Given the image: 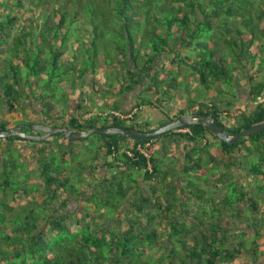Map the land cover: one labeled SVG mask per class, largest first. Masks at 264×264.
Instances as JSON below:
<instances>
[{"label":"trees","instance_id":"obj_1","mask_svg":"<svg viewBox=\"0 0 264 264\" xmlns=\"http://www.w3.org/2000/svg\"><path fill=\"white\" fill-rule=\"evenodd\" d=\"M261 74L264 0H0V130L34 125L26 107L33 98L49 110L39 114L54 126L73 130L152 131L200 113L235 136L264 123ZM241 75L250 80L252 110H234L219 99L225 86L238 89ZM88 77L97 101V93H108L106 80L113 83L118 98L112 111L128 118L112 115L100 123L92 107L72 101H64L71 109L63 117L52 95L43 93L54 95L63 82L84 89ZM188 77L217 98L187 105L182 90ZM56 81L61 84L53 87ZM130 95L136 105L126 111ZM145 110L161 112L158 126L141 120ZM20 111L29 122L5 117ZM182 130L147 140L96 135L100 148L90 150L92 162L76 179L51 171L52 160L39 166L40 180L23 176L28 155L43 162L46 149H35L50 139L0 138V264H246L240 260L246 255L258 262L264 131L229 146L201 124ZM59 138L68 144L65 152L90 142ZM184 142V165L170 173L163 162L167 148L173 155ZM89 147L78 145L83 152ZM12 148L21 152L22 165ZM172 161L169 168L178 162ZM103 168L115 171L100 180L105 187L97 194L86 176L96 178Z\"/></svg>","mask_w":264,"mask_h":264},{"label":"rangeland","instance_id":"obj_2","mask_svg":"<svg viewBox=\"0 0 264 264\" xmlns=\"http://www.w3.org/2000/svg\"><path fill=\"white\" fill-rule=\"evenodd\" d=\"M100 45V44H98ZM102 46V45H101ZM102 77V76H100ZM112 78H115L114 76H112ZM91 77H88L87 79V85L85 86V88L83 89L81 86H76V87H71V85L69 83H65L63 82L62 84L59 82V81H56L55 84L53 85V87L56 85V84H61L62 85V88L61 90L57 91L54 95L52 93H50L48 90L44 91L43 87L37 89V94L40 93L39 91H44L43 93H45L46 95H52L51 96V100H52V107H56L59 111V114L63 117H66V113L68 112V109H71L70 107H68L64 101H72V102H76L78 104L80 103H83L85 104L88 108L89 107H92V108H89V109H92V115L96 117V119L100 122V123H106L108 120L111 121V119H108L110 118L111 116L108 115V116H104V113H100V112H106L108 114H110V112H108V110H112L113 107H114V104L115 102L117 101V96L115 95V90L110 86L112 85L113 83L111 81H107V85H103V88L108 92V93H105V94H98L97 93V96H96V99H98V101L100 102V104H102V108L103 109H100L99 106H98V101L95 100V98H92L94 97L96 94H95V90H94V87L92 88V84H91ZM260 79V82H263L264 83V74H261L260 75V78H258L257 80ZM246 79H241V82L239 81L240 85L237 86V88H235V86L231 89V88H228L227 86L224 87V90H225V93H223L221 96H219V99H222L224 101V104L227 105L228 103H231L232 104V109L234 110H237L239 108L242 107L243 103H241V98L238 96L239 94V91L243 94H247L248 93V83L247 81H245ZM236 82V79L234 81V83ZM185 83V86H184V90H182L183 94H184V99L186 100L185 103H187V105L189 104H193L191 101L192 100H197V101H204V100H208L210 98H213V97H216L217 98V93L215 90H213L212 92H210V90H208L205 86L203 85H198L192 77H188L187 81L184 82ZM97 86H100L98 85V80H97ZM246 86V89L244 88ZM47 89V88H45ZM110 89V90H109ZM191 89V90H190ZM109 90V91H108ZM190 90L191 91V94H188L187 91ZM47 92V93H46ZM204 95H207L204 97ZM198 96H200V98H198ZM84 97V98H83ZM83 99L85 102H83ZM206 100V101H207ZM249 100V98H248ZM108 102V105H104L105 103ZM176 105H178L179 103H181L180 100L175 101L174 102ZM246 103H250L249 101L246 102ZM96 105L98 106L97 108ZM163 105L165 106V104L163 103ZM198 105V104H197ZM84 106V105H83ZM172 105H167V107H170ZM27 110H29L27 113L31 116L32 119H35L36 118V115L40 113L41 110H43V106L39 105V102L38 101H34L33 98H31V101L27 103ZM73 108V106H71ZM160 107V106H159ZM86 108H83L81 111H85ZM163 109V107L161 108ZM167 110V109H166ZM99 113V114H98ZM177 111H173L172 114H176ZM154 116L157 118H160V115L159 114H154ZM152 116V114L149 113V111L145 110L143 112H141V120H146V122H149L151 124L152 127H156L158 126V123L159 121L154 119L155 117ZM8 121L12 124H16V119H21V121H26V122H29L28 119H24V114H23V111H20V115L17 116V114L15 115H6L5 116ZM108 121V122H109ZM230 124V123H228ZM50 141L52 143H50V146H52L50 149H46V150H41L43 151L42 154L44 156H42V160L43 162H38L37 159H39V157H36L37 159L31 157V155H28L29 157L27 158L28 162L26 163L27 165H25V167L23 166L22 168V173H23V176H26L28 177V175H31L32 177H34L35 179H38L40 180L39 178V166L43 165L52 160L54 162L53 164V168L51 169V171L55 172V173H59V172H67V174H69V176L72 178V179H76L77 178V175H79L80 171L82 170V167L85 165V163H88L90 164L92 162V154L90 152V150H92L93 152H96V150H98V148H100V144H101V139L98 137V136H93L90 138V142L88 141H85V142H79L77 144H75L74 148L75 150L74 151H69V152H65L66 151V145L67 142L65 143L62 138H59V136H56V139H53V138H49ZM87 140V139H86ZM44 141V140H43ZM82 141V140H81ZM169 142L168 141H165L163 143H158L154 148V153H158L161 148L163 147L164 144H168ZM90 145L89 147V150L87 152H83L81 149L78 148V145ZM63 147L62 150H58L59 147ZM74 145V144H73ZM185 142L182 143L175 151H174V154H170V147L167 148V156L164 157L163 159V162H166L168 165H167V170L170 171V173H174V170L178 167L181 169V165H184V159H185V155H186V151H185ZM92 147V149H91ZM13 149V154L14 156H16L18 162L20 165L23 164V160L20 158V154L21 152L18 150V149H15V148H12ZM40 151V152H41ZM210 152H212V154H216V149L215 148H211L209 150ZM27 154L29 152H26ZM67 153V154H66ZM100 156L103 157V152H100ZM46 155V156H45ZM178 160L177 163H175L176 166H171L170 168L168 166H170L171 164H173L174 162L172 160ZM26 160V161H27ZM206 163V161H205ZM98 174L97 175H101L104 174L105 172L109 175V176H112L114 175V171L113 169H108L107 170L105 168L103 169H98ZM86 180H88V184L92 185L93 187H96L97 188V194H99L100 192H102V190L104 189L103 186L101 185H104V181H100L104 178H101V177H96V178H88V176H86ZM175 179V178H174ZM39 182V181H38ZM74 182V181H73ZM106 186H110V184L106 185ZM244 186H247V185H244ZM248 187V186H247ZM246 187V188H247ZM82 190H86L85 188H81ZM147 191L145 193L148 192V187L146 189ZM263 197V194L260 195L259 198H262ZM102 197V196H101ZM133 197V195H132ZM27 201H23V203L21 205H25ZM127 203H124V206H126ZM79 207V206H78ZM71 209H76L77 208V205L74 203H72V206L70 207ZM111 213V212H110ZM258 219H259V225L261 226V228L263 229L264 228V203H262V209H261V213L259 214L258 216ZM253 240H256V238H253V239H250L249 242L253 241ZM259 245L260 246V249H262V241L264 240V236L263 237H260L259 239ZM261 252L259 251V254ZM242 260V262L245 260V258H242L240 259ZM238 263L240 264V261H238Z\"/></svg>","mask_w":264,"mask_h":264},{"label":"water","instance_id":"obj_3","mask_svg":"<svg viewBox=\"0 0 264 264\" xmlns=\"http://www.w3.org/2000/svg\"><path fill=\"white\" fill-rule=\"evenodd\" d=\"M194 124H201L205 129L217 136L221 140L225 141L229 146L237 144L241 139L248 138L252 135L258 134L264 131V123L249 127L243 130L240 134L231 136L226 129L219 126L213 121V116L210 114L190 113L180 115L177 119H171L167 124L162 125L152 131H136L124 127H106L95 128L87 130H73L68 126L59 127H40V126H20L16 128H10L6 130H0V138L19 137L22 139H32L36 141H43L56 136H63L70 141H81L89 139L93 136H109L118 135L129 139L147 140L155 139L166 135L167 133L180 130L182 128L189 127ZM32 130L40 129L44 132L41 137L30 136L22 129Z\"/></svg>","mask_w":264,"mask_h":264},{"label":"crops","instance_id":"obj_4","mask_svg":"<svg viewBox=\"0 0 264 264\" xmlns=\"http://www.w3.org/2000/svg\"><path fill=\"white\" fill-rule=\"evenodd\" d=\"M251 75H254V73L253 74H251ZM240 78L241 79H244V77H242V75L240 76ZM241 79H240V82H241ZM245 81H247V83H248V86L250 87V80L249 79H246ZM245 89H246V86L244 87ZM249 89V88H248ZM239 97L241 98V101H242V103H243V105L244 106H247V108H249V110H252V109H254V106H252V103H251V97H250V93L248 92L247 94H245V93H241L240 91H239ZM248 98H249V100H248ZM250 102V103H246V102ZM136 100H135V98L132 96V95H130V96H128V98H127V100L125 99L124 100V102H123V106H124V108H125V110L126 111H128V110H130L133 106H135L136 104ZM149 113H152L151 111H149ZM155 113L156 114H159L158 113V111L156 112L155 111ZM160 115V118H161V114H159ZM160 118H158V119H160ZM262 197V196H261ZM264 236V232H263V234H262V237ZM260 255H261V258H260V260L258 261V262H255L254 260H253V258L251 257V256H245L244 258H245V261H246V264H264V240L262 241V249H260Z\"/></svg>","mask_w":264,"mask_h":264},{"label":"flooded vegetation","instance_id":"obj_5","mask_svg":"<svg viewBox=\"0 0 264 264\" xmlns=\"http://www.w3.org/2000/svg\"><path fill=\"white\" fill-rule=\"evenodd\" d=\"M46 113V112H45ZM17 116H19L18 114H17ZM16 120H18V119H16ZM32 122H34L35 124L34 125H31V126H40V127H45V126H48V127H59V126H54L53 125V122H51V120L49 119V116H46V115H41V114H37L36 115V118L35 119H32ZM54 123H56V122H54ZM56 124H59V125H62V123L61 122H59V123H56ZM23 125H25V124H23ZM19 126H21V125H19ZM19 126H16V127H19ZM30 126V125H29ZM23 130H25V129H23ZM32 130H35V131H38L39 132V134H38V136H34V137H41V136H43L44 135V132L42 131V130H40V129H32ZM31 130V131H32ZM27 132V131H26ZM27 134H29V133H27ZM43 142V141H42ZM52 146H50V144H47V146L46 147H37V149H35V150H41V148H43V149H50ZM60 149H62L63 147H59ZM32 149V148H31ZM30 149V150H31ZM59 150V149H58ZM39 152V151H38ZM32 154V153H31ZM30 155V154H29ZM107 176V173L105 172L104 174H102V176L101 175H98V177H101V178H104V177H106ZM74 210V209H73Z\"/></svg>","mask_w":264,"mask_h":264},{"label":"built area","instance_id":"obj_6","mask_svg":"<svg viewBox=\"0 0 264 264\" xmlns=\"http://www.w3.org/2000/svg\"><path fill=\"white\" fill-rule=\"evenodd\" d=\"M260 101L262 102V101H264V99H260ZM108 115H110V116H121L118 112H114V111H110V114H108V113H105L104 114V116H108ZM183 132H188L189 130L187 129V130H182ZM147 157L148 158H150L148 155H147Z\"/></svg>","mask_w":264,"mask_h":264},{"label":"clouds","instance_id":"obj_7","mask_svg":"<svg viewBox=\"0 0 264 264\" xmlns=\"http://www.w3.org/2000/svg\"><path fill=\"white\" fill-rule=\"evenodd\" d=\"M43 110H45V109H43ZM46 112L48 111L49 112V110H45ZM110 111H112V110H108V112H110ZM115 112V111H114ZM159 112V111H158ZM100 113H106V112H100ZM160 114H161V112H159ZM93 114V113H92ZM99 114V113H98ZM120 114V113H119ZM186 114H188V113H186ZM121 116H118V117H122V118H128V116L127 115H123V114H120ZM162 115V114H161ZM155 117V116H154ZM157 118V116L154 118V119H156ZM177 119V118H176ZM157 120V119H156ZM158 127H160V126H158ZM158 127H156V128H158ZM183 129V128H182ZM182 129H180V130H182Z\"/></svg>","mask_w":264,"mask_h":264}]
</instances>
